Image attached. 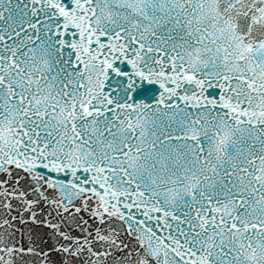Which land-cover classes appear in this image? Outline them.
Wrapping results in <instances>:
<instances>
[{"label": "snow or ice", "instance_id": "snow-or-ice-1", "mask_svg": "<svg viewBox=\"0 0 264 264\" xmlns=\"http://www.w3.org/2000/svg\"><path fill=\"white\" fill-rule=\"evenodd\" d=\"M0 264H264V0H0Z\"/></svg>", "mask_w": 264, "mask_h": 264}]
</instances>
